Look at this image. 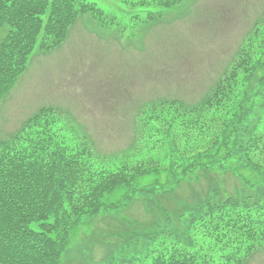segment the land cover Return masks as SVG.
<instances>
[{"label": "trees", "instance_id": "obj_1", "mask_svg": "<svg viewBox=\"0 0 264 264\" xmlns=\"http://www.w3.org/2000/svg\"><path fill=\"white\" fill-rule=\"evenodd\" d=\"M184 1L124 0L155 9L143 22L180 10ZM86 13L101 26L113 23L88 0H0V99L35 45L44 53L60 47ZM231 63L198 102L146 104L138 111L136 143L121 152L92 151L51 106L0 138V264H56L80 220L96 215L98 199L126 174L134 177L121 183L125 197L138 177L155 176L143 189L154 192L158 216L148 224L126 220L136 229L122 231L124 243L143 240L145 248L135 247L117 264H245L264 247V15L242 37ZM229 175L237 185H228ZM203 179L206 189L182 204L158 201Z\"/></svg>", "mask_w": 264, "mask_h": 264}, {"label": "rangeland", "instance_id": "obj_2", "mask_svg": "<svg viewBox=\"0 0 264 264\" xmlns=\"http://www.w3.org/2000/svg\"><path fill=\"white\" fill-rule=\"evenodd\" d=\"M88 1L113 23L101 26L82 14L60 47L44 53L35 45L25 70L0 99V138L12 135L40 106H52L61 124L92 142L96 152L132 148L139 109L162 97L201 100L232 64L242 37L264 15V0H185L180 10L143 22L148 15L156 16L154 8L124 0ZM126 176L98 199L101 210L96 215L80 220L56 264H117L131 257L135 247L145 248L143 240L124 243L122 231L136 229L126 220L148 224L158 216L152 208L154 192L143 189L155 176L138 177L125 197L121 183L134 175ZM158 177L170 188L165 173ZM229 179V186L237 185ZM206 182L183 183L174 196L165 194L158 201L182 204L191 192L205 190ZM125 198L130 200L126 205ZM112 203L119 205L112 209ZM245 264H264V247Z\"/></svg>", "mask_w": 264, "mask_h": 264}]
</instances>
